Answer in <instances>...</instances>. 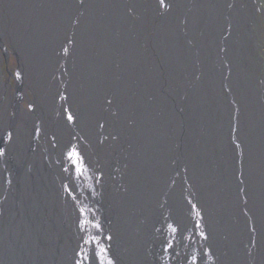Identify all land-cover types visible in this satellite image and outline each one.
I'll return each instance as SVG.
<instances>
[{
    "label": "bare ground",
    "instance_id": "1",
    "mask_svg": "<svg viewBox=\"0 0 264 264\" xmlns=\"http://www.w3.org/2000/svg\"><path fill=\"white\" fill-rule=\"evenodd\" d=\"M257 6L0 0V48L21 58L23 99L37 96L39 142L26 109L12 120L0 71V130L13 132L0 156V264H74L78 252L87 264H264Z\"/></svg>",
    "mask_w": 264,
    "mask_h": 264
},
{
    "label": "rangeland",
    "instance_id": "2",
    "mask_svg": "<svg viewBox=\"0 0 264 264\" xmlns=\"http://www.w3.org/2000/svg\"><path fill=\"white\" fill-rule=\"evenodd\" d=\"M255 2H256V5H258L257 7V13H256V18H257V20H258V24H257V28H258V32H259V37H258V40H260V42H261V53L263 54L262 55V59L264 60V21H263V19H262V11H264V6L263 5H261L260 4V0H254ZM257 2H258V4H257ZM260 4V5H259ZM259 25V26H258ZM4 46H6V47H8L7 45H5V43H4ZM10 50V49H9ZM11 51V50H10ZM13 52V51H12ZM1 57H0V59H1V67H0V71H1V75H2V81H3V83H7L8 82V78H10L11 77V73L13 74V76H14V78L17 76L16 75V71H17V66L19 65L18 64V61H19V63H21V58H20V56H17V54L15 53V52H13L14 53V55H12V54H6V53H3L2 51H1ZM17 57V58H16ZM3 59V60H2ZM6 62V63H5ZM14 66V67H13ZM260 74V73H259ZM263 75H264V72H261V75H260V77H263ZM259 76V75H258ZM14 81H15V79H13ZM12 80V78H11V84H10V86H11V88L12 87H14L15 85H16V82H14ZM13 84V85H12ZM23 89V88H22ZM12 93L15 95L14 96V101L12 102V105H11V107H12V117L13 116H15V111H16V104L18 105V107H17V109H18V112H22V110H27V120H25L26 121V123L28 124V126H29V122H31L32 120H33V118H35V116H37V114H36V107H37V102H36V100H37V96L36 95H31L30 93H27V101H28V105L27 104H25V102L22 104V105H20L19 106V104H18V100L20 99L21 100V97H20V94L19 95H17L16 94V90L14 89V90H12ZM24 100V99H23ZM16 102V103H15ZM32 103V104H31ZM21 106L22 107H24V109H22L21 110ZM29 107H34V109H30ZM63 107V106H62ZM64 107H66V105L64 106ZM68 107V106H67ZM34 112V113H33ZM33 113V114H32ZM67 114V113H66ZM29 121V122H28ZM66 121H68L67 120V115L65 116V122ZM38 123H36L35 125H32V126H29V129H30V132H28L29 133V140H30V142H32V143H34V146H33V148H38V144H39V142H38V139L36 140V141H34V135L35 136H38V130L37 129H35L34 127L37 125ZM73 124H71V125H68L69 126V128L72 126ZM71 128H73V126L71 127ZM12 132V127H7V131L6 130H4L3 131V129H2V131L0 130V143H2V144H4V139L6 138V137H8V133H11ZM12 134H13V132H12ZM24 134H25V132H24ZM6 151V150H5ZM8 155V154H7ZM7 159H10L9 158V156H7ZM11 160V159H10ZM26 159H24V163L26 164L27 162L25 161ZM10 163L11 164H9L8 165V167L9 168H11V167H15L14 165H13V163H12V160L10 161ZM63 163V162H62ZM66 163H70L68 160L66 161ZM42 164H43V166H48V164H49V158L47 157H44V159L42 160ZM17 167V166H16ZM15 167V168H16ZM64 167H65V165H64ZM11 170H12V173L14 174V168H11ZM111 172L113 173L114 172V169L113 168H111ZM99 232V230L97 231V233ZM1 243V242H0Z\"/></svg>",
    "mask_w": 264,
    "mask_h": 264
},
{
    "label": "snow or ice",
    "instance_id": "3",
    "mask_svg": "<svg viewBox=\"0 0 264 264\" xmlns=\"http://www.w3.org/2000/svg\"><path fill=\"white\" fill-rule=\"evenodd\" d=\"M160 4L163 6L164 5V0H160ZM110 102V101H109ZM67 111V110H66ZM67 120L68 122H74L75 117L71 114L68 113L67 115ZM8 139H11V133H8ZM4 155V150L0 149V156ZM66 158L67 160L75 167V170L77 173L81 172L82 167H83V157L81 156L80 152L75 148V147H71L67 152H66ZM65 171H67V169H65ZM189 204H191V208L192 210L195 212V215L197 217H199L200 219H202L200 212L197 210V206L195 204H192L191 201H189ZM85 212V209L81 208L80 209V213L81 215H83ZM200 219H197L196 223H195V228L200 229L201 228V224H200ZM90 223L87 220H81L79 221V227L81 228V230L83 231L85 228V225ZM93 227L97 228L98 230L100 229V225L99 224H94ZM169 227L171 228L172 232L175 233L177 231V229L172 226L169 225ZM199 235L203 238V239H207V235L206 233L201 230L199 232ZM107 240H111L112 237L111 236H107L106 237ZM98 243V241L95 238H92L91 241H85V243ZM168 247H172V244L169 243ZM108 249L101 246L99 253H94V255L99 256L100 253H107ZM77 259H75L74 264H87V261L89 260V257L87 255L83 256L82 258H80V252H78L77 254ZM101 264H103V257H101ZM107 264H114V261L112 259H108L107 260ZM192 264H196V258L193 257V261Z\"/></svg>",
    "mask_w": 264,
    "mask_h": 264
},
{
    "label": "flooded vegetation",
    "instance_id": "4",
    "mask_svg": "<svg viewBox=\"0 0 264 264\" xmlns=\"http://www.w3.org/2000/svg\"><path fill=\"white\" fill-rule=\"evenodd\" d=\"M257 4H258V2H257ZM260 4L261 5H263L264 6V0H260ZM259 4V5H260ZM262 19H263V21H264V11H262ZM257 23H258V20H257ZM10 49V47H6V46H4V47H1L0 48V53H1V51L3 52V53H6V54H12V55H14V53L12 52V51H10L9 50ZM2 54V53H1ZM1 54H0V57H1ZM17 58V57H16ZM6 63V62H5ZM16 77L14 78V76H13V74L11 73V77L10 78H8V82L6 83L7 85H9L10 86V84H11V78H12V80L13 79H15V81L14 82H16V85L13 87V88H11V86H10V88H11V90H10V93L13 95V97L15 96L13 93H12V90H16V94L17 95H19L20 94V97H21V100H22V102H25L27 105H28V101H27V99H25V100H23V95H22V92H21V90H23L22 88H23V80H22V77H21V74H20V68H19V65L17 66V71H16ZM17 86V87H16ZM21 89V90H20ZM20 99L18 100V104H19V106H20V101H21ZM23 104V103H22ZM19 109V108H18ZM18 109L15 111V116L12 118V120H15L16 119V116H17V114H18ZM22 109H24V107H22L21 106V110Z\"/></svg>",
    "mask_w": 264,
    "mask_h": 264
},
{
    "label": "water",
    "instance_id": "5",
    "mask_svg": "<svg viewBox=\"0 0 264 264\" xmlns=\"http://www.w3.org/2000/svg\"><path fill=\"white\" fill-rule=\"evenodd\" d=\"M0 149H5L6 150V147L5 145H3L2 143H0ZM213 229V228H212ZM214 231V230H213ZM21 264H35L34 261L30 260V261H26L25 259L22 260Z\"/></svg>",
    "mask_w": 264,
    "mask_h": 264
}]
</instances>
